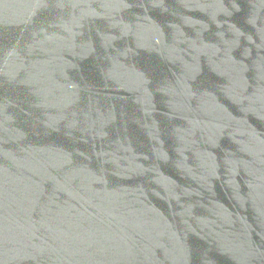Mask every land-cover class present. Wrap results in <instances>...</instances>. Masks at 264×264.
<instances>
[{"label":"water","instance_id":"1","mask_svg":"<svg viewBox=\"0 0 264 264\" xmlns=\"http://www.w3.org/2000/svg\"><path fill=\"white\" fill-rule=\"evenodd\" d=\"M0 264H264V0H0Z\"/></svg>","mask_w":264,"mask_h":264}]
</instances>
